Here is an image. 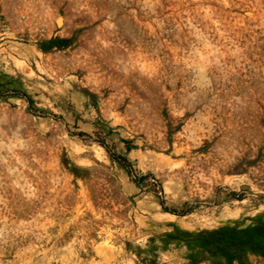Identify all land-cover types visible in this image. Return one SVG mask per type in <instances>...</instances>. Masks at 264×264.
<instances>
[{
	"label": "rangeland",
	"instance_id": "374dc122",
	"mask_svg": "<svg viewBox=\"0 0 264 264\" xmlns=\"http://www.w3.org/2000/svg\"><path fill=\"white\" fill-rule=\"evenodd\" d=\"M225 224L264 234V0H0V264H264Z\"/></svg>",
	"mask_w": 264,
	"mask_h": 264
},
{
	"label": "trees",
	"instance_id": "16d2710c",
	"mask_svg": "<svg viewBox=\"0 0 264 264\" xmlns=\"http://www.w3.org/2000/svg\"><path fill=\"white\" fill-rule=\"evenodd\" d=\"M255 231H259L255 233ZM263 226L252 228H238V225H221L212 229L199 230L196 239L207 245L213 254L235 256L242 261L243 255L239 251L250 249L254 252H264Z\"/></svg>",
	"mask_w": 264,
	"mask_h": 264
},
{
	"label": "bare ground",
	"instance_id": "6f19581e",
	"mask_svg": "<svg viewBox=\"0 0 264 264\" xmlns=\"http://www.w3.org/2000/svg\"><path fill=\"white\" fill-rule=\"evenodd\" d=\"M173 216V215H172ZM173 218V217H172Z\"/></svg>",
	"mask_w": 264,
	"mask_h": 264
}]
</instances>
